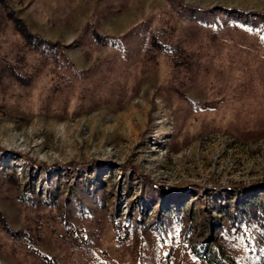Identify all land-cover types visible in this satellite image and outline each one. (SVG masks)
Wrapping results in <instances>:
<instances>
[{"label":"rangeland","instance_id":"obj_1","mask_svg":"<svg viewBox=\"0 0 264 264\" xmlns=\"http://www.w3.org/2000/svg\"><path fill=\"white\" fill-rule=\"evenodd\" d=\"M8 2L72 62L54 67L20 47L10 20L0 30V58L38 64L30 84H0L8 225L38 232L33 243L54 264H264V223L240 205L264 201V38L234 30L207 45L204 28L187 29L194 17L264 27V0ZM146 17L177 24L199 52L195 73L174 72L164 52L143 57L138 35L124 50L95 42L87 26L117 34ZM0 259L44 264L1 224Z\"/></svg>","mask_w":264,"mask_h":264},{"label":"trees","instance_id":"obj_2","mask_svg":"<svg viewBox=\"0 0 264 264\" xmlns=\"http://www.w3.org/2000/svg\"><path fill=\"white\" fill-rule=\"evenodd\" d=\"M251 15H255V12H252ZM149 19L150 17L141 19L140 21L130 25L123 32L117 34L99 32L90 22L87 23V26L95 42L108 44L114 47H123L124 50L128 48L129 44L127 41L129 38L138 35L142 38V42L138 50L143 57L154 60L156 58L157 52H164L167 54V58L174 72L181 71L183 74L187 75L195 73L200 63L199 52L186 46L184 43V37L177 34V24L174 22L172 23L169 20L151 24ZM8 20H10L13 31H15L20 37V47L27 48V50L36 53L38 58L52 60L55 64L54 67L60 65L63 67L72 66V62L64 50V44H62L57 39H50L37 31L31 30L27 23L15 13L8 0H0V30L3 29ZM188 25L189 27L187 29L189 35L196 33L197 29L204 28L205 39H207V42L204 44L207 45L217 43L220 39H223L221 37H224L225 33L234 30H241L243 32H239L242 34L254 33L257 36L259 35L264 38V27L262 20L255 24H247L246 22L231 20L203 21L197 17H194L189 21ZM191 26L196 28H191ZM254 30L256 32H252ZM127 51V53H129L131 49L130 51ZM23 54H18L15 60L0 58V84H2L5 77H7L9 79L15 80L19 84L27 85L30 84L32 78L38 74L36 71L38 64L34 65L32 62L29 63V61L25 60ZM19 60H24L25 64L27 62V66H25L24 62H19ZM28 65H30V67H28ZM54 67H51L50 71H54L57 76H55L52 72L49 78L51 79V87L57 88L59 85V78L57 77L62 74ZM171 86L172 89L175 90L179 95H182L190 101V98L185 95L181 86L176 84H171ZM22 157L28 162L32 163V161H34L28 155L22 154ZM37 163L43 166L47 165L42 160L38 161ZM240 205L244 211L249 214L248 216H253L261 223H264V201L257 202L256 196H251L245 200V202L240 203ZM225 213L230 220L234 219L235 215L229 210H226ZM0 224L10 235L21 236L23 241L26 243L28 252L39 257V260L42 263L54 264L55 257L46 253L38 245L33 243L35 238L39 236L38 232L30 233L26 229H12L6 222L1 210ZM71 229L73 228L71 227ZM115 229L116 236L123 237L122 230H126L127 226H122L119 225V223H115ZM0 264L7 263L0 259Z\"/></svg>","mask_w":264,"mask_h":264}]
</instances>
